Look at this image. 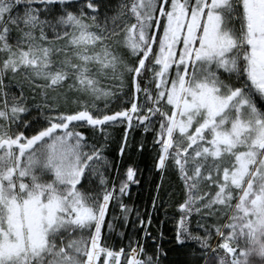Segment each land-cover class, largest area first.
<instances>
[{
    "label": "snow or ice",
    "instance_id": "6c2138e0",
    "mask_svg": "<svg viewBox=\"0 0 264 264\" xmlns=\"http://www.w3.org/2000/svg\"><path fill=\"white\" fill-rule=\"evenodd\" d=\"M0 264H264V0H0Z\"/></svg>",
    "mask_w": 264,
    "mask_h": 264
},
{
    "label": "trees",
    "instance_id": "16d2710c",
    "mask_svg": "<svg viewBox=\"0 0 264 264\" xmlns=\"http://www.w3.org/2000/svg\"><path fill=\"white\" fill-rule=\"evenodd\" d=\"M81 130L84 131V129ZM110 132L112 139L106 147L105 155L110 160L120 161L119 168L121 175L125 172L126 166L139 169L137 176L140 177V185L130 184V195L125 196L124 201L133 208V218L135 217L136 211L139 210L140 214L147 220L146 213L151 210V196L155 194V190L150 184L145 183L144 176L141 174H147L152 166V158L155 155V151L151 147L152 135L151 133L144 134L138 129L130 130L124 154L120 156L118 146L124 136L123 129L122 127H116L115 129H111ZM140 142L145 143V148L142 150L137 147ZM109 177L110 179L115 177L118 186L120 176L117 175L115 169L111 170ZM172 193L174 195L166 193L163 189L161 190L159 198L157 199V205H166V208L160 207L158 211L152 210V220L148 226V231L152 236L159 237L161 233L163 234L162 242H168L173 237L174 228L179 220V209L176 207V201L180 198V190L179 185L175 181L172 183ZM110 217L111 209L109 212ZM125 231L129 233L132 231L131 224L128 225ZM137 234L142 235V232H138ZM125 243H127L126 239ZM167 246L171 247L170 244Z\"/></svg>",
    "mask_w": 264,
    "mask_h": 264
}]
</instances>
